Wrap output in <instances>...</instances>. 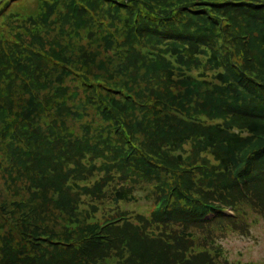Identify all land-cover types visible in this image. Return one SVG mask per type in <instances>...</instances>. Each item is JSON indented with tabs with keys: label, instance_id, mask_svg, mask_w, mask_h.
I'll return each mask as SVG.
<instances>
[{
	"label": "trees",
	"instance_id": "obj_1",
	"mask_svg": "<svg viewBox=\"0 0 264 264\" xmlns=\"http://www.w3.org/2000/svg\"><path fill=\"white\" fill-rule=\"evenodd\" d=\"M60 1L54 0V4L49 6L48 10L53 6L54 9H58ZM103 2L104 0L69 1L70 5H66L65 22H60L59 31L55 37L51 40L45 39L42 45L38 43L41 45L38 47L35 42L21 43V49L16 54L2 56L4 58L2 65H5L6 68L0 69V73H5V79L0 77V128L1 131L9 135L4 138L14 140L17 145L26 146L27 151L25 153L28 158L35 154L43 156L51 148L53 150L51 155L46 157L48 163L54 165L62 159L66 161L67 158L62 157L58 152L59 147L64 146L66 152L72 154L77 148L75 145L77 139L71 138L72 133L71 135L65 133L66 124L63 118L67 110L64 108L67 106L64 95L66 88L61 83L64 77L74 75L80 78L83 88L89 90L93 87L96 89L98 92L94 95L96 101L102 102L106 113L111 114H108L109 121L113 123L115 120L116 122L115 125H111L112 129L119 131L123 135V139H126L125 143L122 142L127 148L123 153V175L121 178H130L137 182L145 177L153 182L152 187L157 196L147 215L149 216L148 223L145 222V219L142 225L148 227L162 226L161 229L169 228V226L180 228L204 227L217 221L234 220L219 210L222 207L232 206L237 213L235 219H240L239 210L242 213L246 207L262 206L264 200V103L257 101L256 98L261 96L264 99V79L260 78L259 80L247 67L248 64H254L259 71H262L261 67L264 68L262 58L258 54V50L264 53V0H160V2L157 0H110V8L119 5L126 7L130 14L135 12V26L132 28L133 31L135 29L137 38L143 32H145L143 38L152 35L147 32L144 24L147 17L154 20V23L161 22L164 26L168 23L160 31H149L160 36L161 42L164 38L179 42L182 56L191 61L202 54L200 47L204 40H201V37L191 38L188 34L170 31L171 23L181 20L179 19L181 16H191L200 11L201 32L206 35H209L210 32L222 33L223 46L225 47L228 45L226 39L230 31L238 30L239 34H245L244 52L242 54L233 52L230 55L227 80H225L226 75L222 71L216 76L221 83L225 84L223 90L228 87L231 88L234 84L233 88L228 89L227 92H238L239 88H242L245 90V98L250 96V100L256 101L255 106L257 107L252 114L245 115L243 113L229 117L233 120L232 125L237 124L239 130L232 131L220 140L224 141L225 145L231 151H235L238 156L231 162L228 156L233 154L227 153L225 155L221 151L214 153L213 150L212 154L215 155L220 166L218 170L227 171H220L215 176L208 174L215 168H211L206 161L191 163L183 158L182 154L172 153L173 148L179 147L186 140L193 141L197 148L201 147L203 143L209 146L207 118L202 113L204 111L213 113L210 108L211 105H208V102L214 98L213 92H202L199 88L175 89L173 86H167L159 81L158 86L149 92L144 83L132 80V74L121 67L122 60L128 57L125 52L138 51L136 47L135 49L131 47L126 35L123 36L121 42H115L114 39L111 42L116 44L115 54L120 57L118 59L120 60L119 79L113 81H109L107 77L95 78L86 61L82 59L85 56L84 53H79V48L72 45L73 38L77 37L75 35L77 28L69 26L73 18L76 17L74 13L79 11L82 14L92 13L95 16L96 10H99V5ZM73 3L74 6H77L78 11L72 9ZM233 8L242 9L245 16L243 14L233 15L231 13ZM254 8L259 16L255 19H246V14ZM40 15L47 19L51 17L50 11ZM104 21L103 19L98 23ZM84 22L88 23L87 20ZM102 28V24L97 26V33L92 32V35L103 32ZM163 31H168L165 32L166 36L163 35ZM63 40L64 45H60ZM192 40L198 41L192 42ZM151 48L156 50L159 46L155 43L151 44ZM256 51L257 54H255ZM160 52L161 49L158 50V53ZM262 55L264 57V54ZM157 57L161 58V55ZM212 57L216 58L215 54ZM67 58L73 62L74 66L70 64ZM158 60L154 61V64L149 63L147 65V70L153 76H155V64ZM50 65L62 66L65 70L69 69L70 72L69 70H67L68 72L60 71L56 80H51L54 71ZM136 67L138 65H135ZM255 71L253 69V72ZM171 75L172 70L166 69L164 71L163 76L171 78ZM43 79L50 84V88L44 94L42 93ZM54 82H58L59 85H53ZM103 88L121 94V99L109 98L107 94L102 92ZM24 91L31 98L36 96L38 102L32 105L29 100L25 101ZM54 92L56 95H60L62 101L50 95ZM49 99L57 105L56 109H51L46 105ZM118 101L126 103L120 110L112 105V102ZM131 103L134 105L130 106ZM37 109L41 111L47 109L48 112L37 119ZM137 110L140 114L144 111L151 114L146 124L149 127V130L146 129L150 132L149 138L142 144L134 140V132L129 128L130 123L132 124L138 116ZM26 111L28 118L24 117ZM95 116L96 112L89 115L91 118L89 125L95 121ZM152 116H158L157 120L151 121ZM89 125L87 130L90 129ZM100 127L97 131L99 133V136L96 137L97 142L92 143L89 138H85L82 143L88 145L87 151L82 152L83 154L80 153L81 156L72 160L76 162L73 166L77 173L84 179L89 178L95 171V165L101 158L106 159L101 152L103 148H109L114 144L110 139L101 136L103 127ZM39 130L43 131L44 139L35 146L33 141L36 140ZM9 132H12L13 135H10ZM169 134L176 135L168 139ZM155 138L158 139L157 144L154 143ZM147 142L152 143L153 148ZM217 142L211 141L210 147ZM238 144L239 146H237ZM20 151L17 147L14 152L16 154ZM92 152L98 155L92 156ZM134 153H140L143 156L134 155ZM94 157L99 158V160L93 162ZM130 158L135 160L137 164V167L132 170L127 167L131 165ZM14 167L19 173L26 167V164L20 161ZM55 167L57 168V165ZM85 172H88V177ZM198 176L205 177L206 188H197ZM112 179L109 174L100 177L92 184L90 190H85L89 191L91 195H98L103 191V184ZM84 183H86L85 180ZM72 185L74 183L70 185V188ZM131 191L132 184L130 188L119 189L114 193V196L117 200L125 201ZM78 195L79 192L74 191L66 198V201L74 203ZM11 202L12 205H10L9 213H7L9 216L11 213L10 221L13 227L10 224V230L12 228L13 230H20L24 227V233L21 235L27 243L44 244L49 241L66 249L65 253L63 251L54 255L51 253L49 257L37 251L38 258H31L28 256L27 250L21 248V243L15 242L13 244L19 248L17 253V249L11 247L7 241L6 247L4 245L5 256L9 255L12 262L14 261L16 264H109L114 259L117 261L116 264L220 263L217 255L213 252L202 254L201 251H192L187 244L190 237L183 235V232L170 236L161 235L167 237L165 240L161 236L159 238L156 235L147 234L143 230H141L142 232H133L129 228L132 223L129 221L132 219L129 214L76 223L58 237L59 241H54L56 233L47 231L45 225L40 226L41 221L33 217V212L30 215L27 213L25 210L27 203L24 200ZM159 204L160 207L157 208ZM243 204H245V209ZM208 213H214L215 218L207 220ZM34 214L37 215L39 212ZM30 228L37 229L32 236L33 238L26 236L31 234ZM36 248L37 250L40 249L39 247ZM14 250L16 255L13 254ZM210 253L214 255L212 256ZM113 254L115 255L113 256Z\"/></svg>",
	"mask_w": 264,
	"mask_h": 264
},
{
	"label": "rangeland",
	"instance_id": "obj_2",
	"mask_svg": "<svg viewBox=\"0 0 264 264\" xmlns=\"http://www.w3.org/2000/svg\"><path fill=\"white\" fill-rule=\"evenodd\" d=\"M69 1L71 0H61L58 9H54L53 6L48 10V7L54 4V0H0V69L6 68L5 65H2V62H4L2 56L16 54L21 49V43L35 42L38 47L43 44L45 39L51 40L55 37L58 34L60 22H65L67 14L66 5L69 4ZM157 1L160 2V0ZM109 4L110 0H104L99 5V10H96L95 16L92 13H79L77 6H74V3L72 4V9L78 11L74 13L76 17H72L73 21L69 25L77 28V33H75L77 37L73 38L72 45L79 48V53H84L85 56L82 59L86 61L91 74L95 78L99 77L103 79L107 77L109 81H113L119 79L118 75L120 71L118 69L120 68V60L118 59L120 57H117L115 54L116 44H112L111 42L112 39L115 42H121L123 36L126 35L131 47L134 49L136 47L138 51H124L128 57L122 60L121 67L126 72L129 71L132 74V80L144 83L149 92H152L158 86V81L167 86H173L175 89L199 88L202 92H213L214 98L208 102V105H211L210 108L213 113L205 111L202 113L207 118V140L209 146L203 143L201 147L197 148L193 141L186 140L179 147L173 148L174 151L172 153L182 154V157L191 163L206 161L211 168H215V170L209 171L208 174L210 176L218 175L220 171L224 170H218L220 166L215 155L212 154L213 150L214 153L221 151L225 155L227 153L233 154L227 155L231 162L238 156V154H235V151H231L225 145L224 141L220 140L232 131L239 130L237 124L232 125L233 120L229 117L243 113L245 115L248 113L252 114L257 107L255 106L256 101L250 100V96L245 98L244 89L239 88L238 92H227L228 89L233 88V84L231 88L228 87L226 90H223L225 89V84L221 83L216 76L222 71L226 75L225 80H227L230 55L233 52L237 54L244 52L245 34H239L238 30L231 28L235 31H230L227 34L228 38L226 41L228 45L225 47L223 46L224 38L222 33L209 31L210 34L206 35L201 32L200 11L191 16H181L179 18L181 20L171 23L172 25L169 26L170 31L188 34L191 38L201 37V40H204L200 47L202 54L191 61L182 56L179 42L165 38L161 42L160 36L154 35L153 32L149 31H160L168 23L164 26L161 22L157 21L154 23V20L147 17L144 24L146 25L147 32L152 35L143 38L145 34L143 32L137 38L135 35L136 31L134 29V32L132 28V26H135V12H131L130 14L126 7L119 5L110 8ZM49 11L51 15L49 19L40 15ZM231 13L233 15L243 14L245 16V13L240 8H233ZM258 16V12L254 8L246 14V19H255ZM82 19L87 20L88 23H85V20L82 21ZM103 19L105 20L103 23H98ZM101 24L103 25V32L93 36L92 32L97 33L96 28ZM165 32L168 31H163L164 36H166ZM196 41L198 40H192V42ZM64 43L63 40L60 45H64ZM155 43L159 46L156 50L151 48V44ZM159 49H161L160 53H158ZM213 54H215L216 58L212 57ZM255 54H257V51ZM258 54L262 58V65H264V57L262 55L264 53L258 50ZM159 55H161V58L157 57ZM157 59L159 60L155 64V76H153L147 70V65L149 63L154 64L153 62ZM68 61L74 66L70 59ZM135 65H138V67L135 68ZM50 68L54 71L51 80H56L57 74L60 71L68 72L67 70H69H65L64 67L59 65L57 67L50 65ZM247 68L259 80L260 78L264 79V68L261 67L262 71H259L254 64H248ZM166 69L172 70L171 78L163 76ZM253 69L256 71L253 72ZM4 76L5 73H0L1 78L5 79ZM230 82L233 83L232 80ZM42 83V93L44 94L50 88V84L44 81V79ZM61 84L66 88V94L64 95L66 96L65 102L67 106H64V108L67 110L63 118L66 124L65 133L70 135L72 133L71 138L77 139V143L75 142L77 148L72 154H68L66 148L61 146L58 152L62 157L70 161L67 159L63 161L62 159L58 164L51 165L48 163L46 157L51 155L53 151L51 148H49L46 154L41 155L42 158L36 154L28 158L25 153L27 147L17 145L12 139L4 138L9 135L1 131L0 128V264H16L14 261L12 262V258L10 259L9 255L5 256L4 245L6 247L7 241H9L8 244L11 247L17 249V253L19 248H17V245L13 246V244L15 242L21 243V248L26 249L27 253H29L28 256L31 258H38L37 251L46 254L48 257L51 253L54 255L62 251L65 253L66 251L65 247L56 246L53 244L54 242L47 241L44 244L27 243L24 241L23 235H21V233H24V227L20 228V230H13V228L10 230V224L13 227L10 221L11 213L10 216L7 213H9L8 210L10 209V205H12L11 201L21 202L23 200L27 203L25 208L27 213L30 215L33 212V217L41 221L40 226L45 225L47 226V231L56 233L54 241H59L58 237L76 223L95 219L102 220L108 216L129 214L132 218L129 220L132 222L129 228L133 232H142L141 230H143L147 234L156 235L159 238L161 235L170 236L183 232V235L190 237L187 240V244L192 251H201L202 254L204 252H213L217 255L220 261L219 264H264V198L262 199V206L252 205V207H246V210L242 213L239 210L240 219L217 221L204 227L180 228L169 226V228L161 229L162 226L148 227L142 225L145 219V222L148 223L149 216L147 215L157 196L152 187L153 182L147 180L145 177L137 182L130 178H121L123 175V153L126 150L125 148H127L122 142L125 143L126 139H123V135L119 131L112 129L111 125H115L116 122L114 119L113 123L109 121V113H106L102 102L96 101L94 96L97 92L96 89L93 87L89 88V90H87L88 88H83L80 78L74 75L64 77ZM53 85L57 86L59 84L58 82H54ZM24 92L25 101L29 100L32 105L38 102L36 96L31 98L26 91ZM102 92L107 94L109 98L121 99V94L116 92H110L104 88ZM50 95L62 101L60 95H56L55 92ZM256 100L264 103V99L261 96H258ZM125 104L123 101L112 102V105L119 110ZM46 105L51 109L57 108V105L51 102V99L47 101ZM133 105V103L130 104V106ZM47 112V109L44 111L37 109V119H40ZM94 112H96L95 121L92 125H89L91 124L89 115H93ZM136 114L138 116H136L132 124L130 123L129 128L134 132V140L142 144L149 138L150 132L146 130H149V127L146 124L151 114L146 111L140 114L138 110ZM79 115L83 116V118ZM24 117L28 118L27 111L24 113ZM157 118L158 116H152L151 121H156ZM88 125L90 126L89 130H87ZM100 126L103 127L101 136L110 139L114 144L109 148H103L101 151L106 159L101 158L99 160L97 157L93 158V162L96 160H99V162L95 165V171L89 178L84 179L77 173L73 166L76 162L72 160L81 156L80 153L87 151L88 145L82 143L85 138H89L92 143L97 142L96 137L99 136L97 131L101 128ZM204 131L206 130L204 129ZM9 134L13 135L12 132H9ZM173 135L176 134H169L167 138L171 139ZM36 136V140L33 141V145L35 146L39 144V141L44 139L43 131L39 130ZM211 141L218 142L210 147ZM157 142L158 139L155 138L154 143L157 144ZM147 143L153 148L152 143ZM234 144L236 145V143ZM17 147L21 151L15 154L14 151ZM93 155L98 154L92 152ZM134 155L143 156L140 153H134ZM20 161H23L26 167L18 173L14 165H18ZM56 165L57 168L55 167ZM127 167L129 170L136 168L137 164L135 160L131 159V165ZM108 174L113 179L103 184V191L100 194L91 195L89 191L87 192L96 180ZM85 175L88 177V172H85ZM84 180L86 183H84ZM204 180L205 177H197V188L207 187ZM72 183L74 185L70 188ZM131 184L132 191L128 195L127 200H117L114 193L119 189L130 188ZM74 191L79 192L75 202L66 201V198ZM243 206L245 209V204ZM36 212H39V214H34ZM29 231L31 234L26 236L33 238L32 236L37 229L30 228ZM161 237L163 240L167 238ZM36 247L40 249L37 250ZM33 249L35 250L34 252ZM13 254L16 255L15 250ZM210 254L212 255V253ZM116 262L114 259L109 264H116Z\"/></svg>",
	"mask_w": 264,
	"mask_h": 264
}]
</instances>
